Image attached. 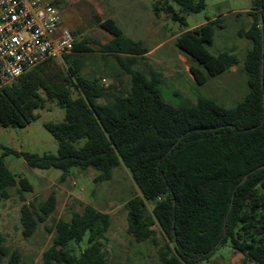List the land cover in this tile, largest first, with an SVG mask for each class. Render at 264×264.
Instances as JSON below:
<instances>
[{
	"label": "trees",
	"instance_id": "trees-1",
	"mask_svg": "<svg viewBox=\"0 0 264 264\" xmlns=\"http://www.w3.org/2000/svg\"><path fill=\"white\" fill-rule=\"evenodd\" d=\"M251 1L252 25L239 31L253 43L244 68L250 92L236 107L207 97L199 98L197 105L168 102L162 73L138 68L150 50L128 37L114 20L106 23L113 34L110 41L76 40L74 53L61 64L49 60L0 92L3 127L28 126L48 101L66 110L64 121L46 123L59 142L57 155L12 149L0 153V204L12 198L14 188L24 199L34 191L28 178L7 166L5 158L13 153L23 156L31 169L62 171L63 181L78 168L94 169L99 172L97 182H110L114 171L124 166L140 189L127 203L129 233L147 242L155 239L153 227L159 223L168 239L161 251L165 264H212L216 252L227 245L245 255L242 264H264V0ZM206 8V0L153 4L158 17L165 13L186 27L187 14ZM223 21L210 20L176 41L201 86L241 64L236 53L214 54L209 49L217 30L224 29ZM90 44L114 57L123 73L131 75L128 92L85 74L83 54L92 51ZM57 207L55 193L45 201L25 204V237H32ZM111 226V215L91 205L84 212L75 211L71 220L60 219L58 235L42 264H108L104 240ZM88 234L90 246L83 250ZM2 243L0 237V264L6 254ZM10 264L29 263L15 252Z\"/></svg>",
	"mask_w": 264,
	"mask_h": 264
},
{
	"label": "rangeland",
	"instance_id": "rangeland-1",
	"mask_svg": "<svg viewBox=\"0 0 264 264\" xmlns=\"http://www.w3.org/2000/svg\"><path fill=\"white\" fill-rule=\"evenodd\" d=\"M51 1L59 7L63 24L70 28L77 40L110 41L113 34L106 23L114 20L128 37L142 41L150 52L138 68L148 71L152 67L162 73L165 98L175 106L194 105L199 98L207 97L232 108L243 102L250 92L249 76L244 68L253 43L240 37L239 31L250 29L252 25L253 18L249 15L253 6L251 0H206L207 8L204 11L186 15L188 27L165 13L158 17L153 10L156 0ZM220 17L224 20V29L217 30L215 42L209 49L214 54L236 53L241 64L201 86L196 84L193 74L188 71L192 62L178 48L176 41L186 31ZM89 46L92 51L83 54L85 74L100 79L107 87L115 85L128 92L131 89V75L123 73L115 58L100 52L99 46ZM55 61L59 64L63 62ZM37 113L38 119L26 127H3L0 124L1 154L7 149L39 155L59 153V142L46 128V123L64 121L66 110L57 101H48L46 107ZM5 162L13 173L28 178L34 191L25 193L24 199L14 188L12 198L0 204V237L6 252L2 256L3 264H10L15 252L21 253L23 262L42 264L44 254L53 246L58 235L57 222L60 219L71 220L75 211L84 212L88 205L112 217V226L104 240L108 264H165L161 251L168 239L159 223L153 227L157 231L155 239L147 242H138L129 233L127 203L140 194V189L126 167L116 169L110 182H97L99 172L94 169L83 171L78 168L73 169L68 179L63 181L62 171L31 169L21 155L10 154ZM53 193L58 198L56 212L39 225L32 237L26 238L22 222L24 205L45 201ZM150 208H153L152 204ZM89 246L88 234L81 248L85 250ZM233 253L231 245L221 247L214 255L212 264L228 262Z\"/></svg>",
	"mask_w": 264,
	"mask_h": 264
},
{
	"label": "built area",
	"instance_id": "built-area-1",
	"mask_svg": "<svg viewBox=\"0 0 264 264\" xmlns=\"http://www.w3.org/2000/svg\"><path fill=\"white\" fill-rule=\"evenodd\" d=\"M76 40L51 0H0V92L39 65L64 60Z\"/></svg>",
	"mask_w": 264,
	"mask_h": 264
},
{
	"label": "crops",
	"instance_id": "crops-1",
	"mask_svg": "<svg viewBox=\"0 0 264 264\" xmlns=\"http://www.w3.org/2000/svg\"><path fill=\"white\" fill-rule=\"evenodd\" d=\"M249 12H250V11H249ZM63 27L68 28L65 24H63ZM68 29H70V28H68ZM188 69H189L188 71L190 72V71H191L190 67H189ZM191 73H192V72H191ZM193 76H194V75H193ZM193 79L195 80L196 84H198L196 78L194 77ZM206 85H207V84H206ZM203 86H204V85H203ZM198 101H199V99H198ZM198 101H196V102L194 103V105H197V104H198ZM244 259H245V255H244V254H242V253H240V252H236V251L234 250L233 256L230 258V260H229L228 262L223 261L221 264H242V262H243Z\"/></svg>",
	"mask_w": 264,
	"mask_h": 264
},
{
	"label": "water",
	"instance_id": "water-1",
	"mask_svg": "<svg viewBox=\"0 0 264 264\" xmlns=\"http://www.w3.org/2000/svg\"><path fill=\"white\" fill-rule=\"evenodd\" d=\"M263 34H264V26H263ZM247 179H245L243 182H246Z\"/></svg>",
	"mask_w": 264,
	"mask_h": 264
}]
</instances>
